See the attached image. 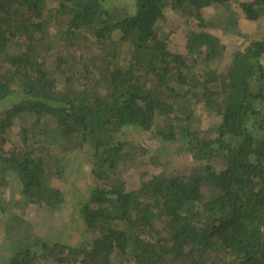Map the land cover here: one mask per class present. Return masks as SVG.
Listing matches in <instances>:
<instances>
[{
  "label": "trees",
  "instance_id": "16d2710c",
  "mask_svg": "<svg viewBox=\"0 0 264 264\" xmlns=\"http://www.w3.org/2000/svg\"><path fill=\"white\" fill-rule=\"evenodd\" d=\"M47 2L0 0V188L15 182L25 204L56 209L64 166L52 148H90L80 216L92 238L41 237L0 203L11 243L0 264H264V40L216 66L222 38L245 37L264 0H132L122 19L107 0ZM184 100L191 110L177 117ZM198 104L216 128L194 120ZM143 135L194 171L140 174L128 190L146 152L131 140Z\"/></svg>",
  "mask_w": 264,
  "mask_h": 264
},
{
  "label": "rangeland",
  "instance_id": "374dc122",
  "mask_svg": "<svg viewBox=\"0 0 264 264\" xmlns=\"http://www.w3.org/2000/svg\"><path fill=\"white\" fill-rule=\"evenodd\" d=\"M60 1L48 0L46 7L55 9ZM128 4L131 5L132 0H107L105 9L108 14L112 13L113 16L110 15L111 18L122 19L128 14L126 12ZM214 12V8H208L203 10L202 14L205 19H208ZM68 14L71 15L70 11ZM240 31L245 37L228 35L222 38L221 58L216 61V66L220 69L225 67L230 61L232 53L238 48L243 50L254 41L264 40V16L255 23L243 22L240 26ZM182 33L183 31L181 30L172 37L176 40L173 41L176 44L173 43L172 45H180ZM128 48L127 45H122L121 49L118 47L117 57L122 67L128 66L130 59L128 58ZM175 49L176 46L172 47L173 51ZM181 105L184 110L182 111L183 113H179L180 111L178 112V110L175 111L177 117H185L191 110L192 105L186 100ZM192 113H194V120H199L204 130L211 127L216 128L220 121L214 112L203 108L201 104L194 107ZM131 142L134 145H145L144 150L146 152L141 158V163L126 173L128 190H134L139 186L140 174L148 173L150 176H155L161 171L171 172L183 169L187 174L194 171L195 166L187 165L182 157L175 155L173 152L174 147L170 148V145L164 146L157 140L151 141L147 135L131 140ZM90 151V148L85 147L81 151L63 154L58 148H52L51 153L57 156L56 161L58 158V161L61 159L59 164L64 166L63 182H55L57 186L64 189L65 201L60 207L52 210L44 207L38 210L30 204H25L20 194V188L15 182H13L12 190L9 187L0 188V203H6V206H9L10 217L17 214L30 228L37 231L41 237L60 235L59 240L65 244H79L80 241L92 238L91 232L84 226L83 219L80 216V210L85 205L90 206L87 202L89 195L86 192L93 180L90 169L86 164L88 157L86 155ZM6 216L8 215H3L2 219ZM7 237L0 230V249L11 246ZM42 264L55 263L43 260Z\"/></svg>",
  "mask_w": 264,
  "mask_h": 264
}]
</instances>
